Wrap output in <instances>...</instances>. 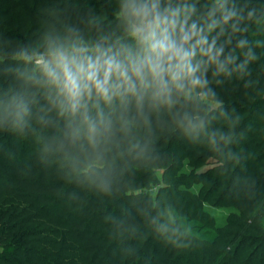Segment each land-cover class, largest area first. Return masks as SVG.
<instances>
[{"label": "trees", "instance_id": "1", "mask_svg": "<svg viewBox=\"0 0 264 264\" xmlns=\"http://www.w3.org/2000/svg\"><path fill=\"white\" fill-rule=\"evenodd\" d=\"M125 3L0 0V264H264V0H187L192 20L235 12L208 36L226 70L202 64L190 93L94 94L91 131L18 56L136 52Z\"/></svg>", "mask_w": 264, "mask_h": 264}, {"label": "clouds", "instance_id": "2", "mask_svg": "<svg viewBox=\"0 0 264 264\" xmlns=\"http://www.w3.org/2000/svg\"><path fill=\"white\" fill-rule=\"evenodd\" d=\"M212 2L215 4L216 0ZM216 10L212 8L197 21L192 20L196 4H188L187 0L183 4L178 2L175 7L171 0L163 3L162 0L143 3L128 0L121 11L132 39L139 45L138 51L133 52L129 47L114 52L111 48L101 49L97 44L93 54H86L90 51L87 46L50 45L45 52L34 54V58H25L23 54L18 58L31 60L40 67L45 82L57 89L63 110L75 114L84 109V119L94 131L95 125L86 114V101L94 94L108 101L116 94H135L138 85L154 87L156 96H169L173 87L190 93L207 84L204 72L196 76L202 64L215 63L220 71H225L219 62L224 48L217 46L215 37L209 44L208 36L218 23L227 24L232 20L235 12L226 9L219 22L207 23ZM232 28L237 30L235 24ZM239 46L243 47L244 41H240Z\"/></svg>", "mask_w": 264, "mask_h": 264}, {"label": "rangeland", "instance_id": "3", "mask_svg": "<svg viewBox=\"0 0 264 264\" xmlns=\"http://www.w3.org/2000/svg\"><path fill=\"white\" fill-rule=\"evenodd\" d=\"M37 55H38V54H37ZM31 57L34 58V56H31ZM25 58H27V57H25ZM46 58H48V57L46 56ZM161 173H162V171H160V170L157 172L158 175H161ZM214 212L217 213L218 215H220V214L222 213L221 210H220V211H214ZM222 214H223V213H222Z\"/></svg>", "mask_w": 264, "mask_h": 264}]
</instances>
